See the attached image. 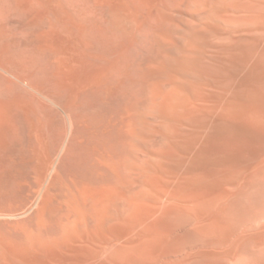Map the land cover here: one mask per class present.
<instances>
[{"label": "rangeland", "instance_id": "1", "mask_svg": "<svg viewBox=\"0 0 264 264\" xmlns=\"http://www.w3.org/2000/svg\"><path fill=\"white\" fill-rule=\"evenodd\" d=\"M50 1L0 0V237L56 224L53 207L109 210L106 228L90 221L88 240L49 264L92 252L90 264L155 263L169 250L156 238L124 243L174 204L197 221L198 248L264 264V179L252 175L264 168V0ZM216 200L225 221L204 219Z\"/></svg>", "mask_w": 264, "mask_h": 264}, {"label": "bare ground", "instance_id": "2", "mask_svg": "<svg viewBox=\"0 0 264 264\" xmlns=\"http://www.w3.org/2000/svg\"><path fill=\"white\" fill-rule=\"evenodd\" d=\"M42 1L47 5H52L51 3L52 1L50 0H42ZM212 1H215V2L217 1L220 4H222L224 0H212ZM0 23H1V20H0ZM1 29L3 28L1 27ZM1 31L2 30H0V37L2 36ZM124 31L127 34H132L134 31V28L131 25H129L125 20H124ZM77 64L80 65L79 63ZM74 65H76L74 57H71L70 59H68L66 62L62 64L63 68L67 71H69L70 69H73ZM173 88H174L173 89L174 92H177L180 90L178 89L177 86H174ZM0 96H1V91H0ZM167 144H168L167 141L162 142L161 148H163V146ZM190 151L192 150H189V152ZM187 152L188 150L185 151V154ZM182 154L183 156H185L184 151L183 153H181V155ZM187 156L189 157L190 155H188L187 153L185 157L186 159H187ZM215 159L217 158H214L213 161L211 160V162H214ZM185 160L184 158H180V162L185 161ZM218 160H221V159H218ZM218 160L216 161L218 162ZM224 161L221 160L220 162L223 163ZM180 162L178 163L180 164ZM217 162H216V165H217ZM224 163L221 165H224ZM179 164H176V166ZM212 164H215V162ZM212 164H211V167H212ZM130 165H133V162L130 163ZM146 165L152 172L155 171L153 175L156 174V171L158 170L160 171V169L163 170V163L155 155H152V158L146 162ZM216 165H214V167H216ZM185 166L186 165L184 163L183 167ZM208 166L209 168H207V170L211 169L212 171L209 170V172L211 171V173H214L213 172L214 168L213 167L210 168V164ZM219 167H222V166H217V168ZM176 168L174 169L175 171L172 170L173 174H176L177 176L182 178V181L183 179L187 180L186 176L188 175L189 181H191L190 180L191 174H189V172H191L190 169L187 174V172L185 171L183 172L182 169L177 168L176 170ZM183 169L185 170V168ZM207 170L205 169L206 172L203 171V173L206 178L208 177L210 178L213 175H211V173H208ZM252 175L254 177L264 179V168L259 167L258 169L254 170ZM143 177L144 176L138 175L135 177V180L142 182L141 179ZM145 177L146 178L143 180V182L147 184L149 177L147 176ZM193 179L195 180V178ZM196 180L198 184L199 183L198 179ZM184 181L183 183L186 182ZM189 181L187 180L186 182L188 186L191 183ZM205 181L207 182V179ZM209 181L211 180H208V182ZM174 182H170L171 185L173 183V185L180 186L179 180H176L178 185L176 184V182L175 183ZM188 188H191V185ZM140 196L141 198L145 197L144 194H141ZM220 204H221L220 200H216L213 204L214 207H213L212 212L205 215L204 219L217 218L222 221H225L224 216L222 215V209L220 207ZM173 206L172 207H168L167 205L161 206L162 209H159V210L162 211V214L160 213L159 210L158 211L160 215L159 213L157 214L160 217L152 220L153 218H155L153 217L148 222H147L148 219H146L147 217L144 215V217H146L145 219L147 223H145V225L147 224L146 225L147 228H144L143 226L142 227L143 229L142 228L135 229V225H134L133 229L136 231L135 235L128 238L126 242L124 243L125 247H131V246L138 244L144 239H147V238L150 239L149 237L156 238L157 242H159L164 247H167L169 249L167 250L168 253L165 255V258L162 257L160 260H158L155 263H151V262L147 263V262L140 260L137 257L140 255L138 254V251H137V254H138L137 256L131 255L129 257H124V264H225L223 262V259H216L210 256V254L221 253V251L219 252V250L222 247V243L217 242L215 244H212L213 248H211L210 246H204V247L198 248V245H201L204 243H200L201 239L199 237H196V234L193 233L190 229V227L192 225H195L197 221L193 219L192 217L188 216L186 213H184V211H182L181 209L182 208L181 206L180 207L178 206V208L173 207ZM130 209L131 208L129 206L118 204L116 211L120 214L123 210H130ZM62 210L63 209L58 208V207H53L51 209V211L54 214L50 213L51 214L50 217L52 218L53 221H56V224L54 225L48 226L44 222L39 221V222H36L35 224H32L31 227H29L28 231L23 234H16V233H13L12 231H9L8 238L0 237V264H47V263L49 264L51 260H62L63 261L64 259L70 256V252L72 251L71 249L76 247V243H78L79 241L88 240L84 233L87 231V228L90 226L91 224L90 221L96 220L101 224L100 226L102 228H106L108 221H110V219L112 218L109 210L100 216H96L97 214L96 215H93V214L75 215L70 212H64ZM156 211L157 210L152 209L149 214L153 216L156 213ZM58 212H59V216H57ZM258 216L259 215H257V217ZM154 227H157V229H155ZM258 227L259 225L251 224L244 229V232L245 233L254 232L257 230ZM99 255H100L99 253L92 252L91 254L85 255V256L83 255L75 256L73 258V261L77 264H90V262H92L93 260H96L99 257ZM162 259L164 260L162 261ZM96 264H108V263L100 259Z\"/></svg>", "mask_w": 264, "mask_h": 264}]
</instances>
